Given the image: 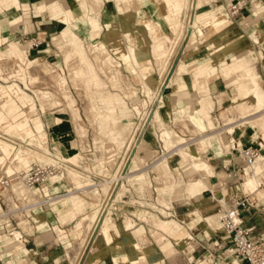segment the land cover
Segmentation results:
<instances>
[{
	"label": "rangeland",
	"instance_id": "obj_1",
	"mask_svg": "<svg viewBox=\"0 0 264 264\" xmlns=\"http://www.w3.org/2000/svg\"><path fill=\"white\" fill-rule=\"evenodd\" d=\"M66 1L68 4L62 3L61 0H32L28 5L25 3V9L21 0L16 1L15 7L21 15L20 22H25V19L30 25V19L32 22L34 19H41L39 29H50L51 32L46 35L45 43L37 47H29L34 35L40 37L35 32L26 38L29 44L16 37L15 40L25 51L27 47L30 49L26 56L31 59V71H23V78H19L17 63H20V60L10 56L8 60L13 63L17 74L13 70H7V74H0V83H10L15 79L21 89L34 99L35 109L26 111V114L30 125H33L34 117L41 119L45 137L43 140L39 136V139L35 140L33 135L28 138L15 128L3 130V111L0 110V135L10 140L15 148L24 147L28 151L27 161L22 166L5 164L6 168L1 167L0 157V173H16L31 163H53L61 168L62 175L51 178L45 186L61 184L63 189H53L52 193H74L65 196L60 202L46 205L59 209L58 213L62 215L61 221L64 224L72 220L66 224L69 233L65 239L68 264H79L81 257L93 242L92 238L106 222L113 224V228L96 243L108 241L113 244L124 237L130 241L133 237L131 230L142 227L144 245L154 249V253L147 254L146 259L135 260L131 258V254H134L136 247L124 245L122 253L115 250L112 254L113 264H236L223 255L224 249L217 244L216 238L219 235L218 224L210 223L207 216L214 213L218 217L228 204L229 186L231 188L230 184L233 183H229L228 179H232L233 174L225 169V165L221 166V163L226 161L228 155H233L232 143H235V152L241 147L240 134L247 125L239 123L242 119L239 112L237 114L236 111L227 110L234 96L242 94L247 84L240 79L242 66L252 65L264 83V0H203L200 5H197L198 0H176L173 2L175 10L167 19L162 16L167 9L161 7L158 0H102V3L96 6H93L91 0H73L76 10L72 8L74 5L71 0ZM38 2L41 5H36ZM12 4V1L10 3L5 0L3 4L0 3V9H7ZM96 13L99 15L97 23ZM144 19H154L165 33L173 34L175 31L178 34V38L169 44L164 58L159 59L152 54L155 28L152 29L143 23ZM212 20L213 35L207 36L210 30L206 32L204 29ZM170 24H174L173 32ZM98 25L97 33H92ZM71 31L84 45L82 52L88 62L84 61L82 67H88V72L75 69V55H78L79 49L71 42ZM141 34L145 39L138 41ZM53 36L56 40H53ZM216 40L221 44L215 46ZM6 43L0 45V50ZM94 55L98 56L99 60H94ZM35 63L39 68H32ZM98 65L102 67V71L98 69ZM117 69L119 72L116 74L114 72ZM76 73L78 78L74 83L72 76ZM112 75L119 77L117 80L113 77L112 80ZM51 76L55 78L52 79ZM90 77L97 83L94 85L96 89L90 90L93 86L86 84ZM120 77L124 80L125 87L122 86V81L118 80ZM97 85L100 87L97 88ZM81 91L84 93L81 94ZM96 93L97 97L94 95ZM83 95L88 96L87 101L83 100V97L86 99ZM12 97L21 106L19 95L16 94L15 97L12 94ZM99 98L109 99L111 103L107 106L114 107V111L112 117L107 116L108 120L94 130L90 121L91 107ZM105 106L96 105V108ZM73 107L78 119L76 121ZM206 110L212 112L218 121L215 129L220 139L217 135L211 138L210 143H206L199 154L195 152L190 140L212 131L203 117ZM60 111L66 114L64 128L54 121L51 122L52 117ZM144 111H147L145 117L142 116ZM221 111L224 115H221ZM20 113L16 110L15 122L19 121ZM99 113L97 110V118H100ZM181 120L186 121V126L181 124ZM228 121L233 124L232 131L226 129ZM59 128L63 131L68 129L70 134L58 136ZM169 128L181 142L187 143L185 148L206 159L212 167V175L195 171L187 161L181 159L176 150H172L175 148L174 143L165 145L162 132ZM116 138H120L118 143ZM247 139L245 141H249V138ZM107 144L111 145V148ZM262 144V147L258 146L259 157L264 156V141ZM40 147L47 149L49 155L39 154L42 152ZM162 156L164 158L158 168L153 162ZM165 161L171 170L172 176H167L172 178H169L172 182L161 173ZM259 174V177L264 179V167ZM203 178L208 180L213 194L219 192L223 195L222 202L216 201L212 192L203 189L196 190L200 194L188 193L189 188L193 184L198 185ZM74 181L76 185L90 182L99 184L101 181L106 185H96L84 191L77 190ZM107 197L109 200L105 203ZM193 211L195 213L189 215ZM33 212L31 211V214ZM86 214L98 216L88 225L90 227L86 226L87 228L78 222ZM20 215L18 213V216ZM127 219L132 222V228L124 229L123 222ZM21 220L18 219L15 223L12 219L9 230H25L27 224H20ZM257 223L261 224L259 218ZM3 228L5 227L1 224L0 230ZM54 229L60 230L57 226H54ZM214 230L215 234L209 239ZM4 235L7 236V231H0V247L13 248V244L4 242ZM163 240L171 242L172 249L169 253L159 248ZM74 251L76 256L72 254Z\"/></svg>",
	"mask_w": 264,
	"mask_h": 264
},
{
	"label": "crops",
	"instance_id": "obj_2",
	"mask_svg": "<svg viewBox=\"0 0 264 264\" xmlns=\"http://www.w3.org/2000/svg\"><path fill=\"white\" fill-rule=\"evenodd\" d=\"M11 1L13 2V4L9 5L7 9H4V8L0 9V45L7 42L4 48L0 50V74H7V70H10V71L13 70L16 73V68L13 67V63L9 62L8 60V57L15 56L20 60V63L19 62L17 63L19 67V72L18 74L17 73L16 74L20 75L19 78H23V75H21L23 74L22 72L25 70L30 71L31 59L28 56H26V53L27 54L30 53L29 47L31 45H29V47H27L25 51L22 48V46L17 42V40H15V38L18 37V39H21L22 41L27 42L26 38L28 37V35H32V33L35 32V34L37 33V35H39L40 37L36 35H34V37L42 39L41 43L39 44V45H42V43H45L46 35H48L51 31L50 29H48V31H46L47 29H43V28L42 30L44 31H41L39 29L40 28L39 21L41 19H36V20L34 19V22H32V19H30L31 20L30 25H28L25 19H24L25 22H22V21L20 22L21 15L17 12V9L15 7L16 1L18 0L16 1L10 0L9 2L11 3ZM21 1L25 9L26 7L25 3H27L28 5V3L31 2L32 0H21ZM71 4L74 5L73 0H71ZM36 5H41V3L38 2V4ZM72 8H75L74 10H76L75 5ZM95 19H96L95 23H97L98 21L97 17ZM95 30L96 31L99 30V25L97 26V29ZM52 38L54 40V36ZM72 77H78V75L75 74ZM42 93L45 94L46 92L42 91ZM0 94L2 95V99L0 100L1 102L0 110L3 111L2 116H1L2 129L11 130L10 128L12 129L15 128V130H19L23 135H25L28 138H30L33 135L35 140L36 139L38 140L39 136H41L42 139L44 140L45 136H44L43 123L41 119L38 116L34 117L33 125H30L28 115L26 114V111L29 112L35 109L34 99L21 89V87L15 81V79H13V81L10 83H6V84L0 83ZM12 94L15 95V97H16V94L19 95L21 99L20 104L23 107H21L17 103L16 99L12 97ZM68 104L72 106L69 102ZM23 108H25V110ZM16 110L21 112L18 115L19 117L18 122H15L16 121L15 120ZM73 110H74V107L72 108V111ZM73 114H74L75 121L78 120L76 113L74 111H73ZM65 115H66L65 113L60 111L52 117L51 122L54 121V123H57L59 127L62 126L64 128L65 123H66ZM98 115L100 116V118H96V119L99 120V122L102 123L108 120V118H106L107 116L104 117L101 114H98ZM258 130L259 129L257 130L255 129V131L259 135L261 133ZM57 132H58V136H64V134H70L68 129L63 131V130H60L59 128ZM113 135H112V140L114 141L115 139L113 138ZM257 139L260 142V140H262L263 138L261 135H259ZM116 140L118 142L120 138H116ZM239 141H240V138H239ZM206 143L207 142H205V144ZM205 144H203V147ZM242 144L249 145L251 143L241 142V145ZM233 152H234L233 155L232 153L231 155H228L226 161L221 163V166L226 165V167L230 169L235 164H237L238 166L244 165L242 158L239 156H236L235 155L236 152L234 150ZM0 157L2 159L1 161L2 163L5 160V158H3L2 156ZM72 157L74 158L75 156L73 155ZM26 161H27V156L25 158V163ZM163 168L170 170L168 163L166 162L163 165ZM221 171L224 173L222 167H221ZM225 175L227 174L225 173ZM230 181L233 182L230 184L231 188L229 186V193L231 194L232 192L238 191L240 185L238 183L239 180L235 178L234 176L232 177V179H228L229 183ZM201 182L199 184H201ZM74 185H75L74 187H77V185L75 184V181H74ZM46 189L49 192V194H52L51 190L56 189L58 191H61L63 187L61 184H58L52 187L51 186L46 187ZM72 192L74 193V191ZM194 192H192V195L198 194V193L200 194V192H197V191H194ZM63 194L64 193H61L58 196L60 197V199H58L57 202L65 197V195ZM215 200L220 201L218 198H215ZM31 211H34L33 214H31L27 219L20 221V224H22V222H23V225L27 224V226L24 227L25 230L23 229H21L23 231L20 230L21 232H23V238H24L25 244L19 246L15 243L13 248L10 247L7 249H4V247H0V264H68L69 262L66 256L67 247L65 245V239H66V235L69 236V233L67 232L68 227H66V224H69L72 220H69L64 224L61 221L62 215H59L58 213L59 209H57V207H51V206L49 207L47 205H44V207H35L31 209ZM241 218H242L243 224L246 227L252 228L250 231V236L252 238L254 239L263 238L264 239V211L263 210L251 207L248 210H244L241 212ZM258 218L260 219L261 224L257 223ZM213 223L216 224V221L215 222L213 221ZM110 224L111 223L107 224V222L104 224V226L107 225L109 227L105 230L103 228L104 226H101L100 228L101 234H100L99 240H101L104 236H106L107 232L113 228V225H110ZM54 226H57L60 230L58 229L59 231H56L54 229ZM15 231L17 230H14L12 232L13 237H14ZM215 232L216 231L214 230L212 234L209 235V239H211V236L213 235V233L215 234ZM95 237L92 238L93 242L90 243L88 251L81 257L79 264H113L112 254L115 252V250H119L120 253H122L121 250L123 246L124 245L128 246L127 243L123 241V238H121L119 241L113 244H109L108 241L95 244L94 242ZM142 237H143V232H142ZM216 238H217V244L221 245V247H223L224 249L223 255L225 254L226 257L234 261L233 255L230 254L227 250L231 245L230 239L226 235L220 232ZM8 239L9 238L6 236L4 238L5 240L4 242H6V240ZM9 241L13 244L12 240H9ZM91 246L94 247V250H91L90 248ZM144 246L146 245L144 244L143 245H139V244L132 245L131 247H136V250L134 251V254H131V258L135 260L136 259L140 260V251L144 252V250L146 249L148 245L146 247ZM160 247L162 248V250H164L167 253H169L172 249V245L169 240L162 241V243H160L159 248ZM237 260L238 262L240 261L241 263H244V261L242 260H239V259Z\"/></svg>",
	"mask_w": 264,
	"mask_h": 264
},
{
	"label": "bare ground",
	"instance_id": "obj_3",
	"mask_svg": "<svg viewBox=\"0 0 264 264\" xmlns=\"http://www.w3.org/2000/svg\"><path fill=\"white\" fill-rule=\"evenodd\" d=\"M6 1H10V0H6ZM62 1V3H64V4H68V2L66 1V0H61ZM87 1V0H86ZM88 1H90V0H88ZM121 1V0H120ZM158 1H160V4H161V7H166V12L165 13H162L163 15L162 16H164V18L165 19H167V18H169L170 16V13L174 10V4H173V2L174 1H176V0H158ZM158 1H157V4H158ZM178 1V0H177ZM203 0H198L197 1V5H200V3L202 2ZM5 2V0H0V3L1 4H3ZM54 2V1H53ZM122 2V1H121ZM132 2V1H131ZM196 2V1H195ZM90 3V2H89ZM91 3L93 4V6H96V5H99V4H101L102 3V0H91ZM126 3V2H125ZM137 3V2H136ZM88 4V3H87ZM91 5V4H90ZM257 6V5H256ZM91 7H92V5H91ZM126 7V6H125ZM124 7V8H125ZM150 7V6H149ZM196 7V6H195ZM144 8V7H143ZM152 8V7H151ZM155 9V8H154ZM260 9V8H259ZM126 10V9H125ZM137 10V9H136ZM143 10V9H142ZM190 12V11H189ZM149 14V13H148ZM150 15V14H149ZM99 15H98V13H96V17H98ZM128 16H130V13H128ZM143 17V16H142ZM146 18V17H145ZM217 18V17H216ZM70 19H71V17H70ZM141 19V18H140ZM111 21V20H110ZM165 21V20H164ZM187 21V20H186ZM213 21L214 20H212L211 21V23H210V25L207 27V28H205L204 30L206 31H208V30H210L209 32H208V35L207 36H212L213 35V32H212V30H211V27H212V23H213ZM230 21V20H229ZM107 22V21H106ZM143 23H145L147 26H149L150 28H155V33H154V36H153V43H152V54L155 56V57H157V58H159V59H161V58H164V56L166 55V51H167V49H168V46H169V44L172 42V41H174V39L177 37V35L178 34H176V32L174 31L173 32V29H172V27L174 26L173 24H170V27H171V32H173V34H170V33H165V32H163V31H161V29L159 28V26H157V24L154 22V19L153 20H151V19H144V22ZM192 23H193V21H192ZM131 24V23H130ZM167 24V23H166ZM204 31V32H205ZM206 31V32H207ZM205 32V33H206ZM92 33H97V31L96 30H93V32ZM69 35H70V37H71V42H72V44H74L75 46H76V48H78L79 50V53H78V55L76 56L75 55V60H76V64H75V66H76V68L75 69H79L80 71H84V72H88L90 69L88 68V67H86V68H83L82 67V64L84 63V61H86L87 59H86V56H84V53L82 52V50H83V48H84V45H83V43L81 42V40H79L76 36H75V34L71 31V32H69ZM183 35V34H182ZM222 37H223V35H222ZM60 38V37H59ZM178 38V37H177ZM220 38H221V36H220ZM224 38V37H223ZM55 39V38H54ZM61 39V38H60ZM138 39V38H137ZM145 39V36L144 35H140V38L138 39V41H140V40H144ZM203 39V38H202ZM56 40V39H55ZM58 40V39H57ZM68 40V39H67ZM110 40V39H109ZM255 40V39H254ZM61 41V40H60ZM63 41V40H62ZM56 42H58V41H56ZM256 42V41H255ZM58 43H60V42H58ZM175 44V43H174ZM219 44H221L220 43V41H218V40H216L215 42H214V45L215 46H217V45H219ZM227 44V43H226ZM70 46V45H69ZM78 46V47H77ZM65 48V47H64ZM67 48V47H66ZM67 50V49H66ZM63 51H65V49L63 50ZM175 51V50H174ZM73 52V51H72ZM102 52H104V51H102ZM234 53V52H233ZM170 54V53H169ZM172 55V54H171ZM98 56H96V55H94V60H96V59H98L99 60V58H97ZM73 58V57H72ZM96 58V59H95ZM168 58V57H167ZM74 61V60H73ZM97 61V60H96ZM167 61V60H166ZM86 62H88V61H86ZM85 62V63H86ZM88 64V63H87ZM42 65V64H41ZM72 65V64H71ZM38 66V64H32V68L33 69H37V68H39V67H37ZM90 66V65H89ZM17 67V66H16ZM44 67V66H43ZM47 67V66H46ZM98 69H100V71H102L101 70V66H99L98 65ZM41 69H42V67H41ZM48 69V68H47ZM240 70H242L241 72H240V79H241V82H242V80L243 81H245V82H247V84H246V86H245V88H244V90H243V92H242V94L241 93H239L240 95H238V96H234V98L231 100L232 101V103H231V105H230V107H228L227 108V110L228 111H236L237 112V114H238V112H239V114L241 115V117H242V119H240L239 121V123H246L247 125H246V127H245V129L243 130V133L241 134V139H240V142H249V143H251V144H253V145H255V146H263V144L261 145V144H259V141H258V137H259V135H258V133L255 131V129L257 130V128L258 129H261L260 131V133H261V136H262V138L264 139V83L262 82V80H260V78H259V76H258V74H257V72L255 71V69H254V67L252 66V65H248V64H245V65H243L242 66V68L240 69ZM31 71V70H30ZM39 71V70H38ZM75 71H77V70H75ZM119 72V70L117 69V71L115 70V72L114 73H118ZM35 73V72H34ZM33 73V74H34ZM113 73V74H114ZM36 74V73H35ZM38 74V73H37ZM43 74V73H42ZM77 74V73H76ZM48 75H50V74H48ZM52 75H54V74H52ZM46 76V75H45ZM164 76V75H163ZM52 77V76H51ZM112 78V80H113V77H115V75L113 76H111ZM117 77H119L118 75L115 77L116 78V80H117ZM43 78V77H42ZM50 77H48V79H49ZM54 78H55V76H54ZM53 77H52V79H54ZM77 78L78 77H73L72 78V80H73V82L75 83V81L74 80H77ZM121 78V77H120ZM110 79V80H111ZM164 79V78H163ZM47 80V79H46ZM45 80V81H46ZM50 80V79H49ZM48 80V81H49ZM111 80V81H112ZM118 80H121L122 81V78L121 79H118ZM54 81V80H53ZM52 81V82H53ZM120 81V82H121ZM51 82V83H52ZM114 82V81H113ZM116 82V81H115ZM124 82V80L122 81V83ZM126 82V81H125ZM54 83V82H53ZM52 83V84H53ZM121 83V84H122ZM51 84V85H52ZM73 84V83H72ZM86 84L87 85H90V87H91V85L93 86L90 90H92V89H96V87L94 86V85H96L97 83L94 81V80H92L91 79V77L88 79V81L86 82ZM104 84V83H103ZM211 84V83H210ZM76 85V84H75ZM74 85V86H75ZM101 85V84H100ZM115 85H117V86H119L118 84H115ZM105 85H102V87H104ZM122 86L123 87H125V85H124V83L122 84ZM89 87V86H88ZM100 86L99 85H97V88H99ZM204 87H205V90H207V87L204 85ZM158 88V87H157ZM215 88V87H214ZM84 91V90H83ZM83 91H81V94H83L84 92ZM89 91V90H88ZM149 91H151L150 89H149ZM83 92V93H82ZM153 92V91H152ZM91 93V92H90ZM89 93V94H90ZM151 93V92H150ZM92 94V93H91ZM96 97H97V93L96 94H94ZM236 95V94H235ZM82 96V95H81ZM83 96H86V95H83ZM99 96H100V94H99ZM103 96V95H102ZM101 96V97H102ZM87 97L88 96H86V99H84V97H83V100L84 101H87ZM82 99V98H81ZM204 99V98H203ZM83 100H82V102H83ZM87 103V102H86ZM94 103V102H93ZM111 103V101L108 99H104V98H102V99H100L99 98V100L98 101H96V103H94V105L91 107V113H92V118L90 119V121H91V123L93 124V126H94V130L95 129H97V128H100V126H101V122H99V120H97L96 118V112H97V110H98V112H100L99 114H101V115H103L104 117L105 116H109V117H112V112L114 111V107H110V106H107V104H110ZM87 104H89V103H87ZM87 104H85V105H87ZM96 105H106L105 107H98V108H96ZM171 105V104H170ZM219 105V104H218ZM90 106V105H89ZM87 109H88V106L86 107ZM211 110V109H210ZM224 110V109H223ZM231 112V114H233ZM144 113V114H143ZM142 113V116H144L145 117V115L147 114V111H144ZM227 113V112H226ZM221 115H224V112L223 111H221ZM234 115H236V114H234ZM203 117H204V119L206 120V123H207V126L212 130V131H210V132H207V133H204V134H201L200 136H198V137H195V138H191V140H190V143H192L193 144V147H194V150H195V152H199V154H200V150L202 149V147H203V144H205V142H207V143H210L209 142V140L211 139V138H213V137H215L216 135H217V138L218 139H220V136H218V131H216L217 129H215V127H216V125H217V123H218V121H217V119L216 118H214L213 117V114H212V112H210L209 110H206V111H204V113H203ZM233 117V116H232ZM235 118V117H234ZM177 119V118H176ZM221 119V118H220ZM229 119H231V118H229ZM229 119H227V120H229ZM142 120V119H141ZM179 120V119H178ZM185 120V119H184ZM186 120H188V119H186ZM233 120V119H232ZM231 120V121H232ZM182 121V120H181ZM181 121H179L180 123H181ZM226 121V120H225ZM237 121V120H236ZM142 121H140V123H141ZM186 122V121H185ZM184 121H182V123L181 124H183V125H185L186 126V124L187 123H185ZM188 122V121H187ZM230 121H228V122H226V123H229ZM189 124L191 123V122H188ZM176 124L178 125V123L176 122ZM141 125H143L142 123H141ZM192 126V125H191ZM141 127V126H140ZM139 127V128H140ZM232 127H233V124L232 123H229L227 126H226V129L227 130H229V131H232ZM251 127H252V129H251ZM188 128V127H187ZM160 129V128H159ZM163 129V128H162ZM181 129V128H180ZM215 129V130H214ZM220 129V128H219ZM222 129V128H221ZM139 130V129H138ZM192 130H194V129H192ZM178 131H180V130H178ZM195 131H197V130H195ZM195 131H193V132H195ZM220 131V130H219ZM105 132V131H104ZM138 132V131H137ZM188 132V131H187ZM191 132V131H190ZM183 133V132H182ZM137 134V133H136ZM175 134V135H174ZM192 134V133H191ZM194 134V133H193ZM96 135V134H95ZM94 135V136H95ZM99 136V135H98ZM103 136V135H102ZM100 137H101V135H100ZM133 137H134V135H133ZM162 137H163V139H164V141H165V145L167 146L168 144H170V143H174V145H175V148L174 149H172V150H176L177 151V153L180 155V157H181V159L182 160H185V161H187L188 162V164H190V166L191 167H193V169L195 170V171H197V172H205V173H207L208 174V176L209 175H212L213 174V170H212V167H211V165L206 161V159H203V158H201V157H199V156H197L196 154H195V152L194 153H192V152H190L187 148H185V146L187 145V143L186 142H181L180 140H179V138L177 137V135H176V133H174V132H172V130L169 128V129H165V130H163V132H162ZM12 138V137H11ZM98 138V137H97ZM247 138H249V141H245V140H248ZM102 139V138H101ZM131 141V140H130ZM219 141V140H218ZM95 142V141H94ZM97 142V141H96ZM119 142V141H118ZM118 142H116V143H118ZM132 142V141H131ZM102 143V142H101ZM33 144V143H32ZM31 144V145H32ZM106 144V143H105ZM134 144V143H133ZM22 145V144H21ZM34 145V144H33ZM99 145V144H98ZM104 145V144H103ZM108 145V144H107ZM223 145V144H222ZM37 147V146H36ZM107 147V146H106ZM108 147L109 148H111V145L109 146L108 145ZM128 147V146H127ZM109 148H107V149H109ZM130 148V147H129ZM37 149V148H36ZM42 152H40L39 154H44V156H48L49 154V152H48V150H45L44 148H42V147H40L39 148ZM97 149V148H96ZM128 149V148H127ZM38 150V149H37ZM111 150V149H110ZM126 151V150H125ZM39 152V151H38ZM37 152V153H38ZM127 152H128V150H127ZM134 152V151H133ZM155 153V152H154ZM27 154H28V151L26 150V148H24V147H18V148H15L14 147V145H13V143L10 141V140H8L6 137L5 138H3L1 135H0V156H2L3 158H5V160L2 162V164H1V167H3V166H5V164H7L8 166H22V165H24V163H25V158H26V156H27ZM136 156V155H135ZM134 157V156H133ZM113 158V157H112ZM163 156L160 158H158L156 161H154L153 162V164L155 163V165H159V163L163 160ZM110 159V158H109ZM125 159V158H124ZM136 159H138L139 160V158H136ZM137 160V161H138ZM141 160V159H140ZM144 160V159H143ZM67 161V160H66ZM166 162V161H165ZM70 163H72V162H70ZM137 163H139V161L137 162ZM7 165L5 166V168L7 167ZM138 165V164H137ZM138 166H140V164L138 165ZM156 166V167H157ZM121 167H122V165H121ZM263 167H264V156H258L257 157V161H256V163H255V167H254V170H253V174H250V175H247V176H245L244 177V179H243V182H242V184H241V187H243V189L245 190V191H251V190H258V188H257V179H258V177H259V173L263 170ZM145 168V167H144ZM158 168H160V166H158ZM162 168V167H161ZM26 169V168H25ZM140 169H143V168H141L140 167ZM139 169V170H140ZM157 169V168H156ZM22 170H24V169H22ZM4 171V170H3ZM20 171V170H19ZM260 171V172H259ZM18 172V171H17ZM136 172H138V171H136ZM159 172H160V169H159ZM157 173V172H156ZM161 173H162V175H164V176H166V178L170 181V182H172L171 180H172V178L170 177V176H172L170 173H171V171L169 170V169H165V168H162L161 169ZM121 174V173H120ZM131 174V173H130ZM160 174V173H159ZM166 174V175H165ZM168 174H170V176H167ZM204 174V173H203ZM161 175V174H160ZM161 175V176H162ZM56 176H59V175H56ZM118 176H120V175H118ZM117 176V177H118ZM114 177H116V175H114ZM128 177V176H127ZM155 178H157V175H156V177ZM166 178H164V179H166ZM171 180H170V179ZM113 179V178H112ZM111 179V180H112ZM163 179V178H162ZM166 179V180H167ZM117 180V179H116ZM167 180V181H168ZM105 181V180H104ZM107 181H109V180H107ZM107 181H106V183H107ZM166 181V182H167ZM180 181V180H179ZM103 181H101L99 184H94V183H92V182H90V183H87V184H81V183H79L78 185H77V189L78 190H81V189H90V188H94V187H96V185H99L100 187H101V185H102V187H105V183H102ZM169 182V183H170ZM178 183V182H177ZM85 185H87V186H85ZM111 185V184H110ZM85 186V187H84ZM212 186H213V184H212ZM148 187V186H147ZM166 187H167V185H166ZM187 187V186H186ZM149 188V187H148ZM12 190H13V192H15L16 194H18V193H22V192H24V190H23V188H22V186H21V184L19 183V182H17V183H14L13 185H12V188H11ZM10 189V190H11ZM102 189H104V188H102ZM108 189V188H107ZM198 189H203V191H209V192H212V188H211V186H210V184H209V182H208V180L205 178V179H203L202 180V182H201V184H198V185H196V184H193V186L191 187V188H189V190H188V193H192V192H194V191H196V190H198ZM93 190V189H92ZM148 190V189H147ZM6 191H7V189H6ZM9 191V190H8ZM85 191V190H84ZM94 191H96V190H94ZM105 191V190H104ZM186 191V190H185ZM93 192V191H92ZM106 192V191H105ZM105 192H103V193H105ZM71 193H73L72 191H69V192H66V193H64L63 195H65V196H68V195H70ZM258 194H261V195H263V192H262V190H258ZM212 196L214 197V198H218L221 202L223 201V195L221 194V193H219V192H217V193H214L213 194V192H212ZM30 197H32L33 198V196H30ZM104 198V197H103ZM106 200V202L105 203H107V201L109 200V197H107V199H105ZM103 201V200H102ZM12 204H13V202H12ZM196 205H197V203H195ZM104 206V205H103ZM105 207V206H104ZM100 208V207H99ZM107 208V207H106ZM211 208V207H210ZM104 210V209H103ZM103 212V211H102ZM108 212V211H107ZM101 213V212H100ZM105 213V212H104ZM109 213V212H108ZM195 212L193 211V212H190L189 213V215H193ZM98 215V214H97ZM107 215V214H106ZM98 217V216H97ZM96 215L94 214V215H90V214H86V215H83L80 219H79V223H83V226H88V225H91L90 223L93 221V220H96ZM106 217V216H105ZM108 218V217H107ZM217 215L216 214H211V215H209V216H207V220L211 223V222H215L216 221V224H218V220H217ZM130 219V218H129ZM129 219H127V220H124V222H123V227L125 228V229H129V228H132V222L129 220ZM97 223V222H96ZM108 224V223H107ZM110 225H113V224H110ZM88 227H90V226H88ZM87 228V227H86ZM85 228V229H86ZM104 228V230L105 229H107V228H109L107 225L106 226H104L103 227ZM88 230V229H87ZM85 231V230H84ZM86 233H87V231H85ZM85 232H84V234H83V239H84V236H85ZM142 232H143V228L142 227H137V228H135V229H133V230H131V234L133 235V237L132 238H130V241H129V239H127L126 237H124L123 238V241L125 242V243H127V245L129 246V247H131L132 245H135V244H139V245H143L144 243H145V239L142 237ZM97 235H96V237H95V244H96V242H98V241H100L99 239H100V234H101V229H99L98 231H97V233H96ZM14 237L16 238V239H19L18 237H19V231H15V233H14ZM163 237V236H162ZM161 237V238H162ZM88 239H89V237H88ZM77 240V239H76ZM81 240H82V238H81ZM83 241V240H82ZM163 241H165V240H163ZM7 243H11L10 241H6ZM5 242V243H6ZM78 243H80V242H78ZM77 243V244H78ZM82 243V242H81ZM162 243V242H161ZM12 244V243H11ZM76 244V245H77ZM79 245V244H78ZM81 246V245H80ZM85 246V245H84ZM76 248H78L77 246L75 247V249ZM75 249H73V250H75ZM80 249V248H79ZM91 249H93L94 250V247L93 246H91ZM77 250V252H78V255H79V250L78 249H76ZM71 252H73L72 250H71ZM71 252H68V253H70L69 255L70 256H73V255H75V253H76V251H74V253H72L71 254ZM82 252V251H81ZM151 252H153L154 253V249H153V247L152 246H147L146 247V249L144 250V252H142V251H140V260H144V259H146V255L147 254H149V253H151ZM68 255V256H69ZM76 255H77V253H76ZM75 255V256H76ZM69 256V258H71ZM80 256V255H79ZM75 260V259H74ZM73 260V261H74ZM79 262V261H78Z\"/></svg>",
	"mask_w": 264,
	"mask_h": 264
},
{
	"label": "built area",
	"instance_id": "obj_4",
	"mask_svg": "<svg viewBox=\"0 0 264 264\" xmlns=\"http://www.w3.org/2000/svg\"><path fill=\"white\" fill-rule=\"evenodd\" d=\"M41 41L42 39L33 37L30 44L37 47ZM263 141L264 139L260 140L259 144L262 145ZM232 147L235 150V143H232ZM258 150L259 148L252 144L241 145L235 155L242 158L244 165L235 164L230 169L225 165V169L239 180L240 186L238 191L229 195L227 206L218 214L217 231L230 239L231 245L227 250L233 255L236 264H264V239L252 238L250 236L252 228L246 227L241 218V212L251 207L264 211V179L261 177L257 179V188L262 190L263 195L258 194V190L245 191L241 187L244 177L253 174ZM56 175H62V171L53 163H31L26 169L16 173H0V225L3 224L5 227L0 231H7V237L13 241V245L16 243L21 246L25 244V241L23 233L19 230H17L20 232L19 239L13 237L14 230H9L12 219L15 223L18 219L25 220L30 216L31 209L44 207L60 199L58 197L60 194L52 193V191V194H49L45 186L47 181ZM17 182L21 184L24 192L18 194L13 192L12 185ZM18 213L21 215L18 216ZM5 237V235L2 236V239ZM237 259L244 263L238 262Z\"/></svg>",
	"mask_w": 264,
	"mask_h": 264
}]
</instances>
